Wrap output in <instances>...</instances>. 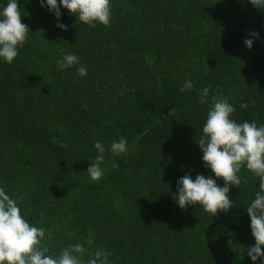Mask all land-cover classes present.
I'll return each mask as SVG.
<instances>
[{
  "label": "trees",
  "instance_id": "16d2710c",
  "mask_svg": "<svg viewBox=\"0 0 264 264\" xmlns=\"http://www.w3.org/2000/svg\"><path fill=\"white\" fill-rule=\"evenodd\" d=\"M18 2L30 31L12 64L0 58V187L52 233V254L79 242L106 249L109 264H264L247 255L255 238L246 208L259 191L251 172L230 188L227 213L175 199L185 175L216 179L198 144L213 96L229 97L238 123L264 125V9L250 0H111L110 25L92 28L62 4L57 18L46 0ZM64 54L79 64L58 68ZM189 78L193 89L181 92ZM205 87L209 104L200 103ZM121 137L128 151L115 156ZM97 141L98 182L87 173Z\"/></svg>",
  "mask_w": 264,
  "mask_h": 264
},
{
  "label": "clouds",
  "instance_id": "9594fccd",
  "mask_svg": "<svg viewBox=\"0 0 264 264\" xmlns=\"http://www.w3.org/2000/svg\"><path fill=\"white\" fill-rule=\"evenodd\" d=\"M258 9H264V0H250ZM42 6L44 0H40ZM85 25L95 28L97 24L105 27L111 21V0H46V6L54 12L57 18L61 16L60 5ZM21 7L18 0H7V5L0 8V58L9 65L19 55V49L24 48L29 36V27L22 22ZM58 27L67 30V26L58 23ZM258 37V33H250ZM249 49L252 39H246ZM79 64V58L74 54H64L58 61V68L69 69ZM77 74L87 75V68L80 66ZM193 83L189 78L183 82L180 91H191ZM219 92V90H217ZM210 88L205 87L200 93V103L209 104ZM241 108H248L242 103ZM236 109L229 102V97L218 94L211 98L206 123L202 136L198 141L203 151L205 167L210 168L216 179L198 175L195 180L185 175L178 181L180 187L175 199L181 209L189 205L202 206L212 217L219 212L227 213L233 207L229 198L230 188L241 185L239 173L242 169L251 172L259 180V191L254 200L246 208L251 221V231L255 245L248 249L247 255L253 262L264 257V125L244 121L238 123L233 114ZM99 155L90 163L87 173L92 181H100L104 176L101 165L104 162V145L97 141L94 144ZM110 151L115 156L126 154L127 140L123 137L111 144ZM112 167H118L113 162ZM222 179L225 186L217 184ZM69 237L74 232L67 234ZM52 233L44 227H37L25 219L17 200L8 195L0 187V264H109L110 253L98 248L94 252L84 243L71 244L53 255L51 252ZM87 255V259H85Z\"/></svg>",
  "mask_w": 264,
  "mask_h": 264
}]
</instances>
